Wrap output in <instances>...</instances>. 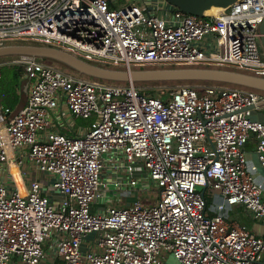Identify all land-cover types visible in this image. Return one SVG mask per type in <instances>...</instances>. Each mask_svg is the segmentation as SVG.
<instances>
[{
  "label": "built area",
  "instance_id": "2783aa9c",
  "mask_svg": "<svg viewBox=\"0 0 264 264\" xmlns=\"http://www.w3.org/2000/svg\"><path fill=\"white\" fill-rule=\"evenodd\" d=\"M162 10L149 0H0V47L31 39L128 71L231 68L264 78V0H236L216 16ZM12 62L23 67L27 95L15 115L0 110V163L26 155L55 175L53 188L64 198L56 207L36 181L23 193L0 182V264L13 257L41 264L46 245L55 248L50 264H164L167 254L178 264H264V236L208 214L200 193L215 191L224 205L264 223V185L248 172L244 150L254 136L264 178V116L250 118L264 95L182 84L160 99L34 57ZM60 105L74 118L95 117L90 128L78 136L54 131L51 114ZM122 160L131 187L141 163L158 189L156 202L93 212L110 185L101 179L105 162ZM89 234L100 235L97 251L83 254Z\"/></svg>",
  "mask_w": 264,
  "mask_h": 264
},
{
  "label": "crops",
  "instance_id": "0c3cea01",
  "mask_svg": "<svg viewBox=\"0 0 264 264\" xmlns=\"http://www.w3.org/2000/svg\"><path fill=\"white\" fill-rule=\"evenodd\" d=\"M10 62L11 63H7L8 65L0 64V68L2 66H21L20 64L13 63L12 61ZM21 68V80L19 79L20 89L15 91V94L18 93L17 102L12 106L2 105V98H5L6 95L4 96L2 90H0L1 111H3L4 109H9L11 112L16 110L23 93L25 94L26 99L27 81L23 76V67L21 66ZM11 95L13 94L11 93ZM262 108H264V106H262ZM51 116L53 119L52 129L67 136L82 135L90 128L95 118H74L69 114L67 108L64 105H60L55 113L51 114ZM263 116L264 109H254L250 112V118L253 120H260ZM244 150L248 172L257 183L264 185L262 170L259 167L255 154L254 136L251 135L249 137ZM14 157L18 161L17 163H14L15 161L10 162L9 165H7L6 163H0V182L6 187L7 191L14 192L16 189L20 191L19 186L15 181V177L18 174L23 192L29 189V185L31 182L36 181L39 183L40 193L45 196L52 205L58 207L64 197L53 188L55 175L52 173L39 171L36 165L31 162L24 154L18 153L14 155ZM10 158H13V156H11ZM123 166V160L121 162H105V166L101 170V179L103 181H106L110 185L106 190H100V197L93 201V203L91 204L90 209L93 212H104L106 209L111 207H128L132 205L134 201L140 202L142 206H151L156 202L157 198L155 199L154 196L152 197L153 194H151V189H149L151 187V184L154 185L155 183L150 180L141 163H134L135 171L133 174V179L137 182V184L132 187L128 184V173L123 169ZM113 183H116V186H112ZM207 190L209 191L208 195L206 194ZM142 195L145 196L141 197ZM204 197L208 214L220 215L228 222L245 227L251 234L255 236H264V223L258 220H252L242 207L224 205L222 197L217 192L210 189H206L204 191ZM220 205H223L222 209H218V206ZM99 236V234H89L86 236V238L82 241L81 246V251L83 254L88 251H97L96 243L99 239ZM54 251L55 248L52 249L51 246L49 248V246L46 245L45 255L42 259L41 264H50V262H53L55 259ZM9 264L21 263L16 257H13Z\"/></svg>",
  "mask_w": 264,
  "mask_h": 264
},
{
  "label": "water",
  "instance_id": "95a60500",
  "mask_svg": "<svg viewBox=\"0 0 264 264\" xmlns=\"http://www.w3.org/2000/svg\"><path fill=\"white\" fill-rule=\"evenodd\" d=\"M92 1V0H89ZM172 8L185 14L197 17L205 16V12L212 8L224 9L236 0H163ZM258 31L264 34V20ZM264 48V40L261 38ZM6 56H30L38 59H49L57 62L68 69L77 72L79 75L88 78L102 80L112 83H132V82H209L224 85H232L248 89L255 92L264 93V78L257 77L244 72L211 69V68H177L163 70H137L120 71L112 70L89 63L79 57L73 56L63 50L46 45H10L0 47V58ZM25 100V94L21 95L17 109L12 112L15 115L21 108ZM264 106V100L255 107ZM254 106L247 109H254ZM205 188L201 190L204 196Z\"/></svg>",
  "mask_w": 264,
  "mask_h": 264
},
{
  "label": "rangeland",
  "instance_id": "374dc122",
  "mask_svg": "<svg viewBox=\"0 0 264 264\" xmlns=\"http://www.w3.org/2000/svg\"><path fill=\"white\" fill-rule=\"evenodd\" d=\"M151 5L152 6H156L160 4V2H157L156 3V0H149ZM10 45H44L42 43H39L35 40H31V39H13V40H10V41H5L3 43V46H10ZM261 51L263 52V57H264V51L263 49H261ZM19 56H6L4 58H1L0 60V64H5V65H8L7 63H11L10 61H13L14 59H17ZM38 61H41L40 59L36 58ZM48 64H51L67 73H70V74H73V75H76L74 72H72L70 69L66 68V67H62V66H58V65H55L54 63H49L47 62ZM93 64V63H92ZM96 65V64H95ZM99 66L101 65L102 66H105V68H108V69H112V70H120V71H124L125 69L121 66L119 67H115V66H111L109 64H98ZM107 66V67H106ZM177 68H194V67H146V69H139V68H135V69H131V71H137V70H148V71H152V70H163V69H177ZM21 80V78H20ZM107 83H110V84H116V85H129V84H132V86L140 91L141 93L145 94V95H148V96H153V97H156V98H160V99H166L167 96L169 95L170 92L173 91V89L178 86V85H182V84H185V85H190V86H193V87H198L199 85H202V84H197V83H192V82H165V81H151V82H128V83H112V82H107ZM172 89V90H171ZM264 108L260 109V110H263ZM151 189V194L152 197L154 196V198L156 199L158 197V189L156 187V185H152L151 184V187L149 188ZM209 191L207 190V195H208ZM207 195H206V198H207ZM145 195H142L141 197H143ZM151 198V196H150ZM154 200V199H152ZM163 254V251L161 252V255ZM262 259L264 261V255L262 256ZM164 264H178L177 261L169 254H167L165 256V260H164Z\"/></svg>",
  "mask_w": 264,
  "mask_h": 264
},
{
  "label": "trees",
  "instance_id": "16d2710c",
  "mask_svg": "<svg viewBox=\"0 0 264 264\" xmlns=\"http://www.w3.org/2000/svg\"><path fill=\"white\" fill-rule=\"evenodd\" d=\"M40 60H42V62H45V63H47V62L50 63L51 62V63H54L55 65H58L59 67L60 66L63 67V65H61V64H59L57 62H54L52 60H49V59H44L43 58V59H40ZM96 65H98V64H96ZM102 67H105V66H102ZM139 69H146V67L139 68ZM224 69L236 71L235 69H231V68H224ZM72 72H74L76 75H79L75 71H72ZM21 73H22L21 66H2L0 68V90H2V93L4 94V96L6 95L5 98H2V105H4V106L5 105L6 106L7 105H11L12 106V105H14L17 102L18 93L15 94V91L20 89L19 79H20ZM80 76L86 77V76H83V75H80ZM90 79H92V78H90ZM100 81H102V80H100ZM185 83H187V82H185ZM192 83H194V82H192ZM195 83H197V84H215V85H222V86H227V87H231V88L244 89V88H240V87H237V86L217 84V83H209V82H195ZM244 90H248V89H244ZM249 91H251V90H249ZM11 93L13 95H11ZM257 93H259L260 95H264V93H261V92H257ZM10 98H12V99H10Z\"/></svg>",
  "mask_w": 264,
  "mask_h": 264
},
{
  "label": "bare ground",
  "instance_id": "6f19581e",
  "mask_svg": "<svg viewBox=\"0 0 264 264\" xmlns=\"http://www.w3.org/2000/svg\"><path fill=\"white\" fill-rule=\"evenodd\" d=\"M159 6L162 8V9H164V10H162L163 12V14L164 15H169V16H172V15H174V9L171 7V6H169L167 3H165L163 0H160V4H159ZM222 9H219V8H212V9H210V10H208V11H206L205 12V15H209V16H216V15H218V13L221 11ZM15 181L17 182V185L19 186V189H20V192L21 193H23V188H22V186H21V183H20V178H19V176H18V174H17V176L15 177Z\"/></svg>",
  "mask_w": 264,
  "mask_h": 264
}]
</instances>
